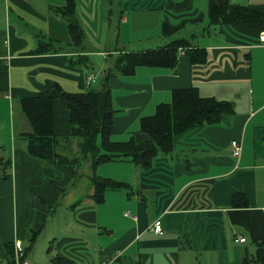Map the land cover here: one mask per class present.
<instances>
[{
    "label": "crops",
    "instance_id": "obj_1",
    "mask_svg": "<svg viewBox=\"0 0 264 264\" xmlns=\"http://www.w3.org/2000/svg\"><path fill=\"white\" fill-rule=\"evenodd\" d=\"M117 1V8L112 0L75 1L74 16L85 34L76 46L66 21L53 10L64 0H0V264H13V243L27 237L35 214L46 213L68 187L79 189L80 196L65 203L66 218L56 216L64 218L56 235L60 264H254L256 242H264V0ZM226 3L248 5L262 19L209 24L208 11ZM113 19H119L118 29L124 25L125 41L116 42L119 48L111 43L106 47ZM163 26L170 33H163ZM176 39L202 49L205 61L192 64L181 53L176 72L139 66L133 74L110 77L112 137L127 140L132 134L134 141H145L140 117L152 115L179 88L195 86L200 96L231 101L233 111L222 114L219 123L178 134L173 154L156 157L148 171H136L128 160L95 168L97 175L135 189L138 199L129 207L136 218L123 215L128 208L118 198L126 188L107 190L101 203L92 199L91 156L84 152L83 139L70 135L63 99L53 103L56 152L74 163L79 155L86 166L50 165L28 154L25 134L30 126L17 103L20 98L44 90L47 79L68 92L84 91L98 76L84 73V61L100 64L102 80L118 53L154 49ZM42 42L50 50L34 53ZM91 57H100V62ZM95 88L100 115L105 91L101 81ZM233 139L241 142L239 157L232 155ZM44 170L49 179L43 178ZM236 191L247 196L248 207L233 208ZM157 218L163 235L149 230ZM240 237L245 241H238Z\"/></svg>",
    "mask_w": 264,
    "mask_h": 264
},
{
    "label": "trees",
    "instance_id": "obj_2",
    "mask_svg": "<svg viewBox=\"0 0 264 264\" xmlns=\"http://www.w3.org/2000/svg\"><path fill=\"white\" fill-rule=\"evenodd\" d=\"M76 0H64L62 6L56 7V12L66 21L69 37L72 44L80 46L84 32L76 13ZM262 19V14L248 5L226 3L217 5L208 11L209 24H235L256 23ZM163 33H170V29L162 27ZM186 39L172 40L170 43L141 51H125L115 56L114 63L105 70L101 80V88L105 91V103L102 114H98L97 90L89 87L80 92H68L52 79L45 81L44 90L24 96L18 100L19 108L27 120L30 131L25 134L26 150L29 155L47 164L55 165L64 163L74 167V162L68 161L56 152V136L53 129V103L56 99H63L69 110L70 135L83 139L84 152L91 156L92 171L88 174L90 185L93 187L92 199L96 203L104 201L107 190H118L129 187L123 181L109 177H102L95 173L98 164L129 160L134 163L136 169L148 171L152 168L156 157L171 155L175 150V137L186 129L201 124H216L220 122L221 115L233 111V103L228 100H219L213 96L203 97L199 95L197 87L175 89L171 93L169 102H161L156 106L152 115L142 116L139 119V132L147 134L143 142L134 141L131 134L127 140H115L112 135V118L115 109L112 106L110 77L118 75H130L139 66L165 67L174 72L178 69V54L190 56L191 63H203L205 54L202 49L190 47ZM50 50V44L39 43L34 53ZM80 62V63H79ZM77 61L79 66L81 61ZM83 67H90V63L83 62ZM99 138V142L97 141ZM78 159V158H77ZM44 174L48 176V172ZM233 208H245L249 206V200L242 191L232 193ZM33 224L28 229V246L24 249L27 254L37 236L43 231L48 213H37ZM12 263H15V255H10ZM10 260V261H11ZM252 260L254 264H264V242L257 241ZM60 264L59 258L51 259Z\"/></svg>",
    "mask_w": 264,
    "mask_h": 264
},
{
    "label": "rangeland",
    "instance_id": "obj_3",
    "mask_svg": "<svg viewBox=\"0 0 264 264\" xmlns=\"http://www.w3.org/2000/svg\"><path fill=\"white\" fill-rule=\"evenodd\" d=\"M112 1H113L112 6L114 8H117L119 6L118 1L117 0H112ZM115 13H116L115 11H112L111 18L113 17L112 15H114ZM115 17H116V15H115ZM114 19L111 23L110 30L108 31V35L111 39H110V42L109 41L107 42L106 47H109L108 45H109V43H111V47H118L119 48L121 46L119 44H117L116 42L123 44V42L125 41L124 25L121 24V27L123 26V28H121V30L118 29L119 28V24H118L119 19H117L116 21ZM62 20H64V19L62 18ZM116 22H117V24H115ZM114 34H115V36H114ZM117 35H118V37H117ZM84 36H85V34H84ZM96 37H97V40L99 42V40L103 37V35H102V37H100V36H96ZM88 39H91V38H88ZM91 44H93V41ZM93 45H96V44H93ZM91 58L95 61V63L100 62V59H99L100 57H91ZM84 73L85 74L87 73L88 75H91V73L92 74L96 73L98 75L96 81L92 85V87L93 86L97 87L99 82L101 81V75L103 73V69L100 68V64L99 65L93 64V65H90V67H88V68H84ZM72 92H76V91H72ZM97 141L99 142V138ZM78 156H76V157L78 158ZM77 160H78L77 163L74 164L75 169L80 168V167L83 168L86 166L85 159L79 158ZM129 162L134 165L133 162H131V161H129ZM101 164H103V163H101ZM98 165H100V164H98ZM136 168L137 167L135 166V169ZM136 171H137V169H136ZM140 172H144V171H140ZM42 176H43V178L49 179V175L46 176L44 174V172H42ZM75 188L74 189H71L70 187L65 188V191H63V190L61 191V195H60V198L58 199V201L52 205L47 206V209L45 212L48 213L49 215L47 216V221L45 222V226L43 228V231L37 236L36 241L33 242L31 250L27 254L24 255L23 261H28L31 264H56V263H53L51 261V259H53V258L56 259V255H57L56 254V240H57L56 235H57V233H59V228H60V224H61L62 220L64 218H66L67 210H66L65 203L68 201V199H70V197L71 198H73V197L77 198L80 196L78 194L79 189H75ZM72 190H76L77 193L70 194V192H72ZM132 191H133V193H131ZM119 192L121 193V195L118 198L119 201H120V199L122 200V198H123L124 199L123 200L124 208H128V210L123 211L124 212L123 215L125 217H130V218L132 217L133 218L134 214H132L133 212H131V211L135 212V210H132L129 207V204L132 202H135L138 199L137 194L135 193V189L134 188H132V189L126 188V189L119 190ZM61 196H62V198H61ZM150 210H151V207H150L149 203H147L146 204L147 214H149L151 212ZM56 216H60V217H64V218L56 220ZM250 242H252V241H250ZM21 243L23 245V248L26 249V247L29 244L28 238L24 237L22 239ZM19 261L21 262L22 258ZM20 262L18 264H20ZM15 264H16V262H15Z\"/></svg>",
    "mask_w": 264,
    "mask_h": 264
},
{
    "label": "built area",
    "instance_id": "obj_4",
    "mask_svg": "<svg viewBox=\"0 0 264 264\" xmlns=\"http://www.w3.org/2000/svg\"><path fill=\"white\" fill-rule=\"evenodd\" d=\"M260 40L264 41V33H262L260 35ZM181 53H183V51L180 49L179 54H181ZM90 79H91V77L89 76L88 80H90ZM230 145L232 147V150H231L232 155L235 157H239L241 154V150H242L240 140L233 139V140H231ZM133 218H136V216H133ZM149 230L155 234H162L163 235L164 229L162 227V224H161V221L159 218L155 219L154 222L152 224H150ZM237 240L240 242H243V241H245V238L240 237ZM13 244H14L15 262H16V264H18L20 262L19 260L23 256L24 248H23L21 241H19V240L15 241ZM22 262H23V260L20 262V264H22ZM109 263H110L109 261L108 262L105 261V262H102L101 264H109ZM23 264H25V262H23Z\"/></svg>",
    "mask_w": 264,
    "mask_h": 264
}]
</instances>
